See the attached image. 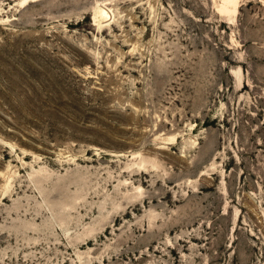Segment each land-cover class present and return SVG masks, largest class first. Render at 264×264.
Instances as JSON below:
<instances>
[{
	"label": "rangeland",
	"instance_id": "1",
	"mask_svg": "<svg viewBox=\"0 0 264 264\" xmlns=\"http://www.w3.org/2000/svg\"><path fill=\"white\" fill-rule=\"evenodd\" d=\"M0 139V264H264V0H0Z\"/></svg>",
	"mask_w": 264,
	"mask_h": 264
},
{
	"label": "bare ground",
	"instance_id": "2",
	"mask_svg": "<svg viewBox=\"0 0 264 264\" xmlns=\"http://www.w3.org/2000/svg\"><path fill=\"white\" fill-rule=\"evenodd\" d=\"M109 16H110L109 8H107L105 5L102 4L97 7V20H99L100 22H107L111 19V16L110 17ZM5 144L9 146L7 142H5Z\"/></svg>",
	"mask_w": 264,
	"mask_h": 264
}]
</instances>
